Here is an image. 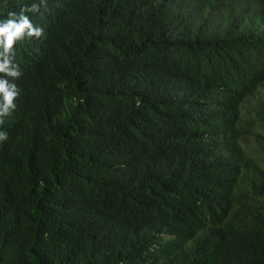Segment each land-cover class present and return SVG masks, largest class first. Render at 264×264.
I'll list each match as a JSON object with an SVG mask.
<instances>
[{
    "label": "trees",
    "instance_id": "obj_1",
    "mask_svg": "<svg viewBox=\"0 0 264 264\" xmlns=\"http://www.w3.org/2000/svg\"><path fill=\"white\" fill-rule=\"evenodd\" d=\"M31 3L0 264H264V0Z\"/></svg>",
    "mask_w": 264,
    "mask_h": 264
},
{
    "label": "clouds",
    "instance_id": "obj_2",
    "mask_svg": "<svg viewBox=\"0 0 264 264\" xmlns=\"http://www.w3.org/2000/svg\"><path fill=\"white\" fill-rule=\"evenodd\" d=\"M37 7L36 3H31L17 12H8L6 18L0 19V72L12 77L19 76L20 70L10 60L14 42L25 36L39 37L47 31L46 23L37 14ZM17 95L16 85L0 77V119L6 117L10 110L16 107L13 101ZM6 139L7 132L0 130V141Z\"/></svg>",
    "mask_w": 264,
    "mask_h": 264
}]
</instances>
